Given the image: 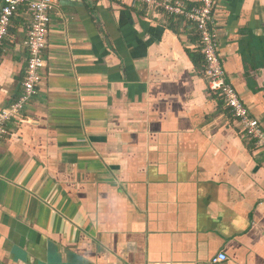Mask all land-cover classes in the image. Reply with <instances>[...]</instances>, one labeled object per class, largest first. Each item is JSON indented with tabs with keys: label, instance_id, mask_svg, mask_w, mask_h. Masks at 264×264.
<instances>
[{
	"label": "crops",
	"instance_id": "0c3cea01",
	"mask_svg": "<svg viewBox=\"0 0 264 264\" xmlns=\"http://www.w3.org/2000/svg\"><path fill=\"white\" fill-rule=\"evenodd\" d=\"M213 15L264 129V0ZM30 17L21 6L0 44V109L22 92ZM46 37L37 93L0 137V264H264V149L209 91L195 27L54 0Z\"/></svg>",
	"mask_w": 264,
	"mask_h": 264
},
{
	"label": "built area",
	"instance_id": "2783aa9c",
	"mask_svg": "<svg viewBox=\"0 0 264 264\" xmlns=\"http://www.w3.org/2000/svg\"><path fill=\"white\" fill-rule=\"evenodd\" d=\"M122 3H134L151 10L181 17L190 22L196 29L203 58L202 75L207 87L230 111L231 116L242 126L245 134L256 145L264 149V129L259 120L252 115L249 107L241 99L235 87L227 80L218 47L215 30V0H201L198 5L187 7L181 0H119ZM54 0H2L0 5V44L7 38L14 15L21 6L30 12V24L23 40L27 60L22 81V92L19 97L6 107L0 109V137L7 133V124L11 121H22V111L29 100L37 93L45 66L43 51L46 47L47 32L50 23V11ZM222 252L211 261H224Z\"/></svg>",
	"mask_w": 264,
	"mask_h": 264
},
{
	"label": "trees",
	"instance_id": "16d2710c",
	"mask_svg": "<svg viewBox=\"0 0 264 264\" xmlns=\"http://www.w3.org/2000/svg\"><path fill=\"white\" fill-rule=\"evenodd\" d=\"M263 59H264V56H263Z\"/></svg>",
	"mask_w": 264,
	"mask_h": 264
}]
</instances>
